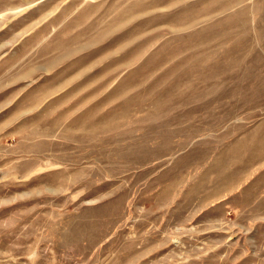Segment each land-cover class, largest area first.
<instances>
[{"label":"rangeland","instance_id":"rangeland-1","mask_svg":"<svg viewBox=\"0 0 264 264\" xmlns=\"http://www.w3.org/2000/svg\"><path fill=\"white\" fill-rule=\"evenodd\" d=\"M0 264H264V0H0Z\"/></svg>","mask_w":264,"mask_h":264}]
</instances>
